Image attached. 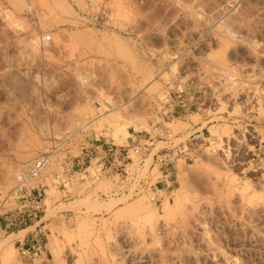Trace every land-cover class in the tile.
<instances>
[{
  "label": "rangeland",
  "instance_id": "1",
  "mask_svg": "<svg viewBox=\"0 0 264 264\" xmlns=\"http://www.w3.org/2000/svg\"><path fill=\"white\" fill-rule=\"evenodd\" d=\"M105 144L127 181L65 175ZM0 264H264V0H0Z\"/></svg>",
  "mask_w": 264,
  "mask_h": 264
},
{
  "label": "built area",
  "instance_id": "2",
  "mask_svg": "<svg viewBox=\"0 0 264 264\" xmlns=\"http://www.w3.org/2000/svg\"><path fill=\"white\" fill-rule=\"evenodd\" d=\"M44 42L50 43L52 38L46 37ZM130 152L141 156V150L138 148L126 151L121 149L119 151L115 147L108 144L102 145L99 148L83 152L81 156L71 158L65 162V175L70 176L73 173H86L91 169L95 170L97 177H121L123 181L129 178L130 167ZM178 158L172 153H162L154 157V167L158 168L164 178L169 176V173L175 167ZM52 156L50 153L40 156L24 173H21L15 178V187L11 193V198L18 201L19 207L15 210V216L19 219L13 227H25L32 222L33 218L43 209V200L46 197V187L41 184V178L47 167L50 165ZM57 180L61 177L57 176ZM123 182V183H124ZM134 184L137 182V187L134 189L133 197L140 195L144 190H154L155 187L149 184V180L139 179L133 180ZM163 179L158 184L165 186ZM155 200V198L153 199ZM26 256L27 252H23Z\"/></svg>",
  "mask_w": 264,
  "mask_h": 264
}]
</instances>
